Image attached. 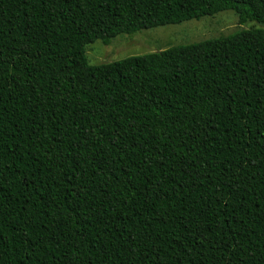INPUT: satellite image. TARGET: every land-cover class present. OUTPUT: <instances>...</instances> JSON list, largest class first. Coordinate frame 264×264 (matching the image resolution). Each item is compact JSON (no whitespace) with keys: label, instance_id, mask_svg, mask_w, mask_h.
<instances>
[{"label":"trees","instance_id":"obj_1","mask_svg":"<svg viewBox=\"0 0 264 264\" xmlns=\"http://www.w3.org/2000/svg\"><path fill=\"white\" fill-rule=\"evenodd\" d=\"M224 11L257 27L86 58ZM0 264H264V0H0Z\"/></svg>","mask_w":264,"mask_h":264},{"label":"rangeland","instance_id":"obj_2","mask_svg":"<svg viewBox=\"0 0 264 264\" xmlns=\"http://www.w3.org/2000/svg\"><path fill=\"white\" fill-rule=\"evenodd\" d=\"M256 27L257 25L252 22L240 24L234 12L224 11L178 25L142 30L131 35H119L108 45L96 41L86 46V58L90 65L108 64L175 46L217 39L240 29L250 30Z\"/></svg>","mask_w":264,"mask_h":264}]
</instances>
